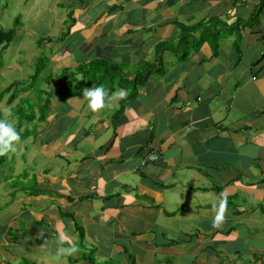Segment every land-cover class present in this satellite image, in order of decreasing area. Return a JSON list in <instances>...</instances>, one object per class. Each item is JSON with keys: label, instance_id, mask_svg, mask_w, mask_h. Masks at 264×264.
I'll list each match as a JSON object with an SVG mask.
<instances>
[{"label": "crops", "instance_id": "obj_1", "mask_svg": "<svg viewBox=\"0 0 264 264\" xmlns=\"http://www.w3.org/2000/svg\"><path fill=\"white\" fill-rule=\"evenodd\" d=\"M11 3L0 0V20ZM32 3L58 29L42 24L52 35L40 38L39 22L23 21L16 35L42 41L54 73L104 62L132 81L141 66L155 69L116 114L91 113L83 95L51 102L35 138L8 161V186L19 182L0 193L13 210L0 221V264L20 254L29 257L20 264H58L43 243L63 230L77 240L70 215L95 253L94 263L76 254L66 264H264V0H24L23 9ZM261 4L258 21L244 25ZM202 21L219 31L217 54L204 42L180 62L168 45L181 52L179 25ZM33 147L39 169L22 176L17 165ZM146 152L158 159L140 167ZM177 183L193 192L187 211L170 208L167 193L184 191ZM222 200L225 219L213 228ZM193 213L204 218L193 236L169 226ZM161 216L170 223L154 229Z\"/></svg>", "mask_w": 264, "mask_h": 264}, {"label": "trees", "instance_id": "obj_2", "mask_svg": "<svg viewBox=\"0 0 264 264\" xmlns=\"http://www.w3.org/2000/svg\"><path fill=\"white\" fill-rule=\"evenodd\" d=\"M262 7L263 4H261L252 14V16L246 21L247 23L244 22L243 24L249 25L251 23H256L258 21V16ZM221 25L225 26V24ZM20 26V18H16L14 20L13 26L8 30H4L0 26V53L7 50L15 40L18 41L16 31ZM179 26L181 37L185 38L184 41L186 42V48L184 51L181 50L180 52L175 46H168L173 52H176V54H181L178 59L180 62H184L189 52L191 50H197L204 42H209V44L211 43L214 48V55L217 54L221 43V40L216 37V33L218 34L219 31L216 29V32L212 31L213 29L210 28L209 22L202 21L190 28L182 25ZM211 36H213V41H208ZM222 38H224V35ZM38 42H40V44L42 43V41ZM233 44L235 50H237L239 48V38L235 40ZM162 49H164V45L158 47L157 51H162ZM238 57L239 53H237V58ZM48 62L49 59L42 53V55L36 57L35 61L33 62L32 68L29 69L33 73L27 79L23 78L22 80H18L14 78L12 81L8 82L6 87L1 89L2 91H0V107L4 102L6 107L12 109L16 119L15 123L21 133L22 142L30 137H35L37 134V125L35 124L32 129L30 128V124L34 123L35 121H37V124L47 121V116L50 113V104L52 101H65L66 99L73 96H81L83 95V89L101 86L104 83V78L108 76L109 80L111 81V85L104 87L108 88L109 93L114 92L115 84H117L120 89H126L128 91L126 99H121L120 101V106L122 109L125 103L134 98V95L136 94V88L143 85L148 79V76L142 75L143 73H137L132 81L124 79L122 80V78H124L121 77L122 74H116L114 69L112 68V70H110V65L105 64L104 62H96L93 63L92 66L79 65L80 67L73 71L70 68H63L59 73H54L51 70L50 73H47L48 75L45 76L44 73L49 70V68H47ZM4 64L5 63L2 61L0 54V67ZM1 76V81L7 77ZM81 77L83 78L82 80ZM36 111L38 112L37 114ZM7 160V155L0 157V166L3 163H7ZM8 176L9 175H6L3 179V182L0 183V193L9 190L6 189V186H8L6 182ZM18 182L19 179L17 178V180L11 181L9 185L12 186L13 190H15ZM31 192L34 193L36 191L33 189ZM0 196H2V194ZM69 217L74 220L72 216ZM74 227L76 228L79 238L82 241L83 230L77 220H74ZM93 254L94 252L90 251L86 256V258L92 263H94Z\"/></svg>", "mask_w": 264, "mask_h": 264}, {"label": "rangeland", "instance_id": "obj_3", "mask_svg": "<svg viewBox=\"0 0 264 264\" xmlns=\"http://www.w3.org/2000/svg\"><path fill=\"white\" fill-rule=\"evenodd\" d=\"M15 1V0H14ZM19 4H20V11L18 10V6L19 4L17 3H11L10 4V9L11 10H6L5 11V16L2 18V20H0V26L4 29V30H8L10 29L13 24H14V20L16 18H18V16L22 13V16H26V20H24V18L21 16L20 17V21L23 24V21H25L27 23V25H33L35 22H39V30L42 32L40 34V38L46 37V36H51L52 33L48 32V33H43L44 31L43 29V25L42 24H46V28L47 30L50 31H54L58 29V20H51L48 21V11H42L43 9L39 6L37 7V9H32L35 5L34 3H32L27 9H23V2L24 0H16ZM13 2V1H12ZM32 2V1H31ZM37 4V3H36ZM40 4V3H38ZM22 7V8H21ZM31 8V9H30ZM40 10V12L37 14L35 12H33L32 10ZM27 11H30V13H25ZM25 13V14H24ZM35 17V18H34ZM33 18V19H32ZM67 24H70L71 21L70 19L68 20L67 18L65 19ZM21 24V26H22ZM53 39H56L53 37ZM26 40V39H23ZM224 43V41H223ZM222 43V46L224 47ZM46 45H48V42H45ZM47 47V46H45ZM49 47V46H48ZM191 47V46H189ZM186 48V42L183 41L182 43V50L184 51V49ZM225 50V48L223 49ZM45 51H48V49H46ZM193 51L196 50H191L189 53H192ZM44 52L43 50V43L40 44V42L31 40V41H27V42H19V41H14L10 47L5 50L2 51L1 57H2V61L5 63L3 66L0 67V76L1 77H6V79H4L3 81L0 80V91H2L1 89L6 87L8 85V82L12 81V79L16 78L18 80H22L27 79L33 72H31L29 69L32 68L33 62L35 61L36 57L42 55V53ZM47 68H49V70L47 72H45V76L48 75L47 73H50L51 69L48 66ZM73 69V68H71ZM141 69L143 70L144 74H147L149 72H152L155 69L154 63H147L143 66H141ZM117 74V73H116ZM134 75L133 72H131V76L130 78H132ZM17 80V81H18ZM108 81V82H106ZM45 84V83H44ZM43 84V85H44ZM103 86H110L111 85V81L109 80V77L106 76L104 78V83L102 84ZM118 89H120L117 84H115V91H117ZM108 90V89H107ZM131 91V88H130ZM120 101L121 99H117L113 101V107L111 108H107L105 109L108 113H111L114 111V114L118 113L119 110L121 109L120 106ZM14 106V105H12ZM6 107V105H4V102L1 104V107ZM38 112L36 111V114ZM48 118V116H47ZM16 122V119L15 121ZM37 125V121H35L34 123L30 124V128L33 129L34 125ZM44 124V123H42ZM35 138V137H34ZM30 141V138L26 139L25 142L22 144V141L17 145V151L15 153H9L7 155V163H3L0 166V183L3 182V179L5 178L6 175H11L12 173H14L13 170H10V166L8 165V161L10 160L11 156L15 157L18 156L20 153H22L23 151H20L22 145H26V143L28 144ZM101 141L103 143V138H101ZM36 152V149L33 147L31 150L28 151V153L24 154V156H35L33 158H31V161L27 162V165H17L18 170L20 171V174L22 176L24 175H29L31 174L32 171L39 169V163L37 162L38 160V156H39V152ZM41 170V169H40ZM17 180V178H15ZM4 186V185H3ZM177 189L180 190H184V186L181 183H177L176 184ZM6 189H9V186H6ZM167 195L169 196H176V203L173 201L171 204V209L173 208H183L185 211L189 210L191 207V198L193 196V192L190 190V188H185V190L183 192H181L179 194V192H175V191H170L167 193ZM242 194H239L235 197L232 198V206L236 205V203L238 202L237 198H239ZM213 197V196H211ZM4 196L2 194V196H0V221L4 220V216L9 213L10 211H13L11 206L5 208L4 206L6 205L7 202L4 201ZM182 198H188L187 200H185V202H183ZM180 204V205H178ZM177 211V210H176ZM198 217L197 214H191V216L189 218L186 219H181L179 217H177L175 220H173L171 223L168 220H165L162 216L159 218L158 221L155 222V227L154 229L159 228V226L162 225H168L169 226H173L175 227V229H178V232L182 231L183 234L185 235H192L194 234V232H196V229L198 228L199 224L198 221H203L204 218H202L201 220H196V218ZM18 225L15 226L13 229H17ZM12 237L14 238V236L12 235ZM29 259V257H27L26 255L20 254L19 258L17 259V262H23L24 259ZM6 259V258H4ZM1 261V260H0Z\"/></svg>", "mask_w": 264, "mask_h": 264}, {"label": "clouds", "instance_id": "obj_4", "mask_svg": "<svg viewBox=\"0 0 264 264\" xmlns=\"http://www.w3.org/2000/svg\"><path fill=\"white\" fill-rule=\"evenodd\" d=\"M83 78L81 77V80ZM83 98L87 101V107L89 111L93 114H98L105 110L106 108L113 107V101L117 99H126L128 95V91L126 89H118L109 95L108 90L104 86H96L92 88L83 89ZM15 121V116L11 108L2 107L0 108V157L6 156L9 153H15L17 151V145L21 142V133L17 128ZM45 123V122H44ZM155 155V156H153ZM148 158L154 159L149 161ZM158 155L155 152H146L141 161L140 167H145L150 163H154L157 161ZM147 161V162H146ZM227 210V202L226 200H222L219 204L217 214L212 222L213 228H219L222 226V223L225 219V214ZM74 220H77L73 215ZM68 220L73 222V228L77 235V240L74 235L69 231L63 230L61 231L57 238L51 242L45 240L43 245L51 244L54 249V258L58 262V264H66V259L68 257L75 256L77 254V258L75 260H88L86 258L87 254L90 251H93L90 248H87L84 241V229L83 230V240L81 241L79 238V234L74 227V220L68 217ZM42 245V246H43ZM94 252V251H93ZM95 253V252H94ZM94 257V254H93ZM91 262V261H90ZM21 262H17L15 264H20Z\"/></svg>", "mask_w": 264, "mask_h": 264}, {"label": "built area", "instance_id": "obj_5", "mask_svg": "<svg viewBox=\"0 0 264 264\" xmlns=\"http://www.w3.org/2000/svg\"><path fill=\"white\" fill-rule=\"evenodd\" d=\"M153 156H155V155H153ZM148 160H149V161H152V160H154V159L148 158ZM146 162H147V161H146Z\"/></svg>", "mask_w": 264, "mask_h": 264}]
</instances>
